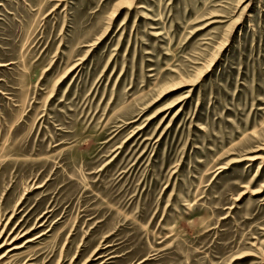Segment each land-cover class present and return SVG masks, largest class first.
Instances as JSON below:
<instances>
[{"label": "rangeland", "instance_id": "obj_1", "mask_svg": "<svg viewBox=\"0 0 264 264\" xmlns=\"http://www.w3.org/2000/svg\"><path fill=\"white\" fill-rule=\"evenodd\" d=\"M2 242L264 264V0H0Z\"/></svg>", "mask_w": 264, "mask_h": 264}, {"label": "bare ground", "instance_id": "obj_2", "mask_svg": "<svg viewBox=\"0 0 264 264\" xmlns=\"http://www.w3.org/2000/svg\"><path fill=\"white\" fill-rule=\"evenodd\" d=\"M15 239V238H14ZM11 241H13V239L11 240ZM11 241L9 242V243H11ZM8 243V244H9ZM4 245H7V242H2V243H0V249L4 246ZM11 249H13V248H11ZM10 250V249H9ZM8 250V251H9ZM3 257V258H2ZM6 256H5V254H2L1 256H0V264H4L3 262H2V260L5 258Z\"/></svg>", "mask_w": 264, "mask_h": 264}]
</instances>
